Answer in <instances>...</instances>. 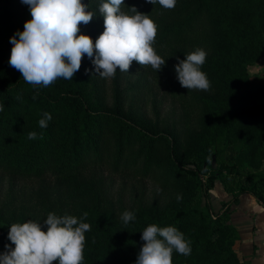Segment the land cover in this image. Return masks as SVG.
Segmentation results:
<instances>
[{
  "label": "trees",
  "instance_id": "16d2710c",
  "mask_svg": "<svg viewBox=\"0 0 264 264\" xmlns=\"http://www.w3.org/2000/svg\"><path fill=\"white\" fill-rule=\"evenodd\" d=\"M81 2L96 15L79 34L95 42L105 30L102 0ZM124 2V12L135 6L157 25L153 47L166 62L159 72L133 61L128 72L100 78L85 54L72 80L34 87L9 65L10 39L32 19L29 6L0 0V173L42 182L28 206L0 200V254L11 245L14 223L87 212L83 264H136L150 224L174 226L190 241L191 254L174 251L173 264H250L235 250L240 236L229 213L213 217L210 204L201 203L219 180L233 199L249 193L264 205V83L251 75L264 60V0H176L173 9ZM197 48L207 53V91L182 87L175 72L177 58ZM133 74L138 81L126 85ZM144 80L179 105L177 124L163 128L144 117L135 102ZM44 112L52 120L40 128ZM30 132L37 138L28 139ZM112 177H139L153 183V194L144 190L118 206ZM125 210L136 216L128 225L120 219Z\"/></svg>",
  "mask_w": 264,
  "mask_h": 264
},
{
  "label": "clouds",
  "instance_id": "9594fccd",
  "mask_svg": "<svg viewBox=\"0 0 264 264\" xmlns=\"http://www.w3.org/2000/svg\"><path fill=\"white\" fill-rule=\"evenodd\" d=\"M21 2L29 6L32 19L24 24L22 32L17 31L11 37L9 65L34 87H48L60 78L72 80L85 54L94 66L93 75L105 79L114 77L117 69L128 72L133 61L150 65L158 72L166 63L153 47L157 36L155 22L135 6L124 12L121 8L124 0H102L99 14L104 18L105 30L95 42L90 36L79 34L80 25L89 24L96 15L81 0ZM146 2L158 3L165 9L176 6V0ZM206 56L205 50L197 48L185 54V59L177 58L175 72L182 87L210 89V81L201 71ZM90 71L86 70V74ZM51 120V114L44 112L39 127L46 128ZM36 138L35 132L28 133V139ZM181 200L178 195L177 201ZM87 216V212L80 218L49 213L43 223L28 220L12 224L8 233L11 245H6L7 250L0 254V264H83L85 233L90 230V225L84 222ZM120 219L128 225L136 216L125 210ZM141 233L144 243L136 264H173L174 251L184 256L191 254L190 241L174 226L150 224Z\"/></svg>",
  "mask_w": 264,
  "mask_h": 264
},
{
  "label": "rangeland",
  "instance_id": "374dc122",
  "mask_svg": "<svg viewBox=\"0 0 264 264\" xmlns=\"http://www.w3.org/2000/svg\"><path fill=\"white\" fill-rule=\"evenodd\" d=\"M251 75L254 81L264 83V60L261 62L260 66L251 69ZM138 78V74L131 75L126 81V85L135 84ZM144 81L146 82L145 88H142V90L138 91L135 95V102L138 107H140L144 117L152 120L154 123L160 120L163 128L170 127L172 124H177L181 113L178 107L179 105L176 106L173 104L166 89L161 87V85L153 80ZM155 108L157 109V113ZM248 178L253 179L255 175L251 174ZM202 179L207 180L205 177H202ZM109 183H111L113 200L117 202L118 206L119 204L128 206L133 202L135 197L141 195L144 190L147 191V195L150 197L154 190L153 183L147 182L144 184L139 177L125 179L112 177ZM41 184V181L36 180L15 182L9 175L0 173V200L2 202L10 200L12 206L15 208L28 206L29 203H32L30 201V196L39 189ZM206 203H209L208 200L203 199L201 204L204 206ZM216 212H218L217 209ZM217 216L214 213L213 217Z\"/></svg>",
  "mask_w": 264,
  "mask_h": 264
},
{
  "label": "crops",
  "instance_id": "0c3cea01",
  "mask_svg": "<svg viewBox=\"0 0 264 264\" xmlns=\"http://www.w3.org/2000/svg\"><path fill=\"white\" fill-rule=\"evenodd\" d=\"M209 204L214 213L228 212L230 224L239 233L235 250L242 261L264 264V205L252 194L246 193L233 199L217 181L209 193ZM216 209L218 212H216Z\"/></svg>",
  "mask_w": 264,
  "mask_h": 264
},
{
  "label": "water",
  "instance_id": "95a60500",
  "mask_svg": "<svg viewBox=\"0 0 264 264\" xmlns=\"http://www.w3.org/2000/svg\"><path fill=\"white\" fill-rule=\"evenodd\" d=\"M213 163H214V167H217L215 158L213 159Z\"/></svg>",
  "mask_w": 264,
  "mask_h": 264
}]
</instances>
